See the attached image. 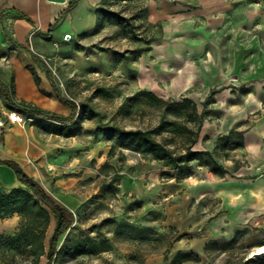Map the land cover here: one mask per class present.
Instances as JSON below:
<instances>
[{
	"label": "rangeland",
	"instance_id": "374dc122",
	"mask_svg": "<svg viewBox=\"0 0 264 264\" xmlns=\"http://www.w3.org/2000/svg\"><path fill=\"white\" fill-rule=\"evenodd\" d=\"M173 1L195 9L200 6L199 0ZM150 2L89 0L95 26L82 37L66 34L64 40L78 43L84 53L100 56L103 63L84 71L72 70L64 60L44 63L58 84L60 96L77 105L78 120L73 129L79 132L77 140L87 147L45 149L42 156L27 161L35 179L74 214L51 264H152L155 257L170 258L174 243L185 237L180 236L184 231L190 233L184 253H195L203 240L215 242L198 256L178 253L172 264H264V255L251 256L264 245V224L243 226L231 233L227 228L230 222H217L223 209L221 199L200 196L203 185L223 181L221 175L213 173V166L207 165L209 158L197 155L176 168L156 159L151 151L121 146L114 130H150L175 153L184 152L200 130L198 147L202 150L203 124L220 129L225 115H238L250 108L245 105L249 72L264 66V0H228L232 6L223 13V21L196 59L200 65L208 55L224 72L223 81L219 74L212 75L210 88L197 83L182 91V95L195 98L199 112L204 110L200 129V119L189 112L182 117L170 113L163 117L162 107L140 92L147 88L140 81L141 70L159 60L157 46L184 38L168 35V22L149 20ZM0 17H5L4 10H0ZM204 20L200 14L196 23ZM1 24L0 20V32L5 34ZM157 82L156 91L164 94L162 98L175 99L170 96L177 95L169 90L170 80ZM226 97L229 103L224 110V104L218 105ZM169 121L177 125L171 126ZM240 143L237 136L231 140L204 139V146L213 150L231 149L216 157L225 155L234 163H244L243 157L235 158L240 152L232 151ZM44 221L34 212L15 211L4 216L0 220V264H49L47 252L55 228L52 216L43 239L46 253L36 257L30 244L31 229L41 232Z\"/></svg>",
	"mask_w": 264,
	"mask_h": 264
},
{
	"label": "crops",
	"instance_id": "0c3cea01",
	"mask_svg": "<svg viewBox=\"0 0 264 264\" xmlns=\"http://www.w3.org/2000/svg\"><path fill=\"white\" fill-rule=\"evenodd\" d=\"M198 2L200 6L196 9L182 1L151 0L149 3L151 22H168L169 26L165 30L172 37L184 35L174 44L158 45L159 60L149 63L146 66L148 70H141L143 88L147 87V90L159 97L164 94L156 91L158 80H170L169 90L177 94L170 96L175 99L180 97L179 100L191 96L182 95V91L191 89L197 83L210 88L213 74H219V78L224 80L223 70L208 55L200 65L196 59L204 52L212 31L223 21V13L232 5L228 0ZM69 4L68 0L64 3L50 0H0V10L5 11V17H0L1 25L5 28V34L0 32V86L9 90L11 102L15 105L11 106L0 94V113L5 115V126L0 127V159L18 162L32 177L34 175L27 161L42 156L45 149H87L77 140L79 132L73 129L78 113L71 116L72 109L60 100L58 84L44 67L48 60H64L74 71L94 69L103 63L100 56L84 53L78 48V43L64 40L66 34L72 38L82 37L96 24L89 0H80L71 10H68ZM22 14L27 15L32 22L18 18ZM200 14L205 20L197 24L196 19ZM57 18L59 20L52 33L46 35ZM148 72L155 74L154 81L157 84L151 82ZM249 75L247 86H250V92L245 105L250 108L242 110L238 115H225L220 129L203 124L205 131L201 136L202 150L210 151L215 158L217 153L231 149L221 147L216 151L210 145L205 147L204 139L207 136L218 139L234 131L231 137L241 139L242 145L232 151L240 152L241 155L235 158L243 157L244 163H234L221 155L222 158L217 159L228 171L218 174L223 177V181L207 183L199 192L200 196L211 195L221 199L223 209L217 222H230L227 228L231 233L243 226L264 224V66L255 67L254 70L251 68ZM189 98L195 99L193 96ZM225 99L218 106L224 104L223 108L227 110L229 98ZM31 109L39 112V117H31L27 112ZM10 111H17L33 120L25 124L11 122L6 117ZM198 144L199 140L195 145L201 150ZM19 187L25 188L26 185L18 179L11 167L0 164V194ZM187 242L186 236L181 238L174 243L170 258L155 257L152 264H172L178 253L185 252ZM209 242H200L195 253H203Z\"/></svg>",
	"mask_w": 264,
	"mask_h": 264
},
{
	"label": "trees",
	"instance_id": "16d2710c",
	"mask_svg": "<svg viewBox=\"0 0 264 264\" xmlns=\"http://www.w3.org/2000/svg\"><path fill=\"white\" fill-rule=\"evenodd\" d=\"M80 0H72L69 4L68 10L74 8ZM18 18H25L28 21L32 22V20L25 14L19 15ZM60 18V17H59ZM59 18L55 19L52 24L50 25L49 31L46 35H50L52 33L53 27ZM21 46V45H19ZM141 94H146L150 96L157 106L162 107L163 109V117H166L167 114H173L176 117H182L185 112H189L191 115L196 116L197 119H200L201 122L199 125V129L202 125V115L203 112L200 113L197 107V104L194 102L192 98L189 97H182L179 101L173 99H164L162 97L157 96L153 92L147 91L146 89H142ZM0 94L5 97L7 102L11 104V106L15 107L10 99V93L7 88L0 86ZM57 94L60 100L68 105L72 109V115L75 116L78 108L77 105L64 99L60 96L57 91ZM31 117H39L40 113L36 110H28L27 111ZM171 126H176V121H169ZM56 130V129H55ZM114 130L117 131L119 135V140L121 142V146L127 148H134L143 151H151L155 158L161 161L169 162L173 164L176 168L184 162L186 159L191 161L195 159L197 155H203L209 158V162L207 165L213 166V172L217 174H225L228 171L225 167L219 163V161L212 155V153L208 150H198L193 149L198 138H199V131L197 134L191 139L190 143L187 145L184 152L175 153L172 151L165 143L162 141L156 140L150 130H143V129H123L120 127L115 128ZM57 131V130H56ZM193 133L192 131H188ZM234 131H231L227 137H220L226 140H231V135ZM242 145L235 146L238 148ZM0 164L7 165L11 167L15 174L17 175L18 179L26 185L27 188H15L8 193L0 194V206L2 201H4L3 208L4 212L3 215H0V220L3 219L4 216L9 215L15 211H18L22 214H28L29 212H34L35 216L40 218H45L44 227H42L41 232L35 231L33 228L31 229V242L30 244L33 246V253L36 257H40L44 255L45 248L43 245V239L45 236V229L47 228V224L49 223V219L52 216L55 220V228L53 234L50 239L49 249L47 252V257L49 258V264L52 263L58 248L59 239L64 235V233L71 227L74 222V214L73 212L68 209L67 207L59 204L43 187V185L36 180L34 177L30 176L22 167L21 165L14 161V160H1ZM193 169L192 167H189ZM171 177L173 176L171 173L169 174ZM20 192V194H16ZM1 208V207H0ZM190 234L187 231H184L180 234V236H187ZM215 241H210L207 243L205 249H209L210 245L213 244ZM95 252V251H91ZM191 254L197 253H182L183 256L187 257ZM167 257V256H166ZM167 259V258H166Z\"/></svg>",
	"mask_w": 264,
	"mask_h": 264
},
{
	"label": "built area",
	"instance_id": "2783aa9c",
	"mask_svg": "<svg viewBox=\"0 0 264 264\" xmlns=\"http://www.w3.org/2000/svg\"><path fill=\"white\" fill-rule=\"evenodd\" d=\"M68 37H70V35H68ZM4 116L5 115H3L2 113H0V127H4L5 126V117ZM6 117L11 122L21 123V124H25L28 121L33 120L32 118H28V117L24 116L23 114H21V113H19L17 111H10L6 115Z\"/></svg>",
	"mask_w": 264,
	"mask_h": 264
},
{
	"label": "bare ground",
	"instance_id": "6f19581e",
	"mask_svg": "<svg viewBox=\"0 0 264 264\" xmlns=\"http://www.w3.org/2000/svg\"><path fill=\"white\" fill-rule=\"evenodd\" d=\"M148 75L151 77V82H154L157 84V82L154 81L155 74L153 72H148ZM262 255H264V245L257 247L251 254V256H262Z\"/></svg>",
	"mask_w": 264,
	"mask_h": 264
},
{
	"label": "water",
	"instance_id": "95a60500",
	"mask_svg": "<svg viewBox=\"0 0 264 264\" xmlns=\"http://www.w3.org/2000/svg\"><path fill=\"white\" fill-rule=\"evenodd\" d=\"M50 1H55V2H61V3H64V2H66L67 0H50Z\"/></svg>",
	"mask_w": 264,
	"mask_h": 264
}]
</instances>
